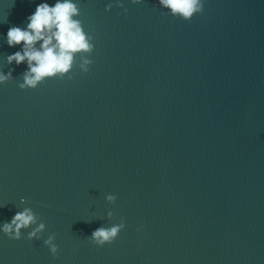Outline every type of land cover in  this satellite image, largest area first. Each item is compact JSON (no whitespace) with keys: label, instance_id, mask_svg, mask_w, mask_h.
Listing matches in <instances>:
<instances>
[{"label":"water","instance_id":"95a60500","mask_svg":"<svg viewBox=\"0 0 264 264\" xmlns=\"http://www.w3.org/2000/svg\"><path fill=\"white\" fill-rule=\"evenodd\" d=\"M40 2L0 0V37ZM110 2L79 0L88 73L21 90V65L0 86V223L25 197L46 224L0 234V264H264V0H207L187 20ZM16 50L0 39L5 72ZM121 218L112 243L89 242Z\"/></svg>","mask_w":264,"mask_h":264},{"label":"clouds","instance_id":"9594fccd","mask_svg":"<svg viewBox=\"0 0 264 264\" xmlns=\"http://www.w3.org/2000/svg\"><path fill=\"white\" fill-rule=\"evenodd\" d=\"M207 0H156L153 8L183 19H191L195 13L203 12ZM134 5L145 3V0H131ZM113 7L122 8L124 14L128 9L123 0H113L105 5L109 12ZM79 0H41L35 10L26 17L24 26L9 27L6 35L0 37L9 48H18L4 57L8 70L0 66V86L16 80L13 76L16 67L24 65L20 74L18 87L21 90L36 89L49 79L63 80L72 78L71 73L78 67L81 73H88L93 60L90 55L95 50V37L89 34L83 26ZM7 23V17L0 19V24ZM77 57L79 63L77 64ZM15 65V67H12ZM105 199L115 203L117 196L107 194ZM25 197H21L18 209L10 221L0 223V234L10 240L41 239L46 230L45 222L27 205ZM5 205H0V208ZM23 206V207H21ZM107 219L113 218L109 210ZM123 218L118 223L105 227L100 226L87 237L90 243L97 247L112 243L121 229L125 228ZM26 232V237H25ZM56 233H50L43 244L53 257L59 252Z\"/></svg>","mask_w":264,"mask_h":264}]
</instances>
